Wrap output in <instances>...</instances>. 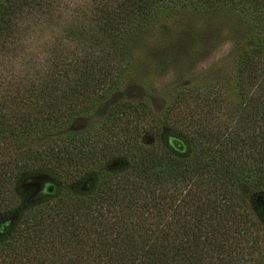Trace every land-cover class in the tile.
Segmentation results:
<instances>
[{
	"label": "trees",
	"instance_id": "obj_1",
	"mask_svg": "<svg viewBox=\"0 0 264 264\" xmlns=\"http://www.w3.org/2000/svg\"><path fill=\"white\" fill-rule=\"evenodd\" d=\"M43 4L0 0V44ZM95 24L90 54L0 98V221L55 183L0 227V264H264V0H98ZM190 25L234 40L229 80L173 87L158 111L126 98L140 35Z\"/></svg>",
	"mask_w": 264,
	"mask_h": 264
},
{
	"label": "clouds",
	"instance_id": "obj_2",
	"mask_svg": "<svg viewBox=\"0 0 264 264\" xmlns=\"http://www.w3.org/2000/svg\"><path fill=\"white\" fill-rule=\"evenodd\" d=\"M97 7L98 0H44L42 7L22 14L12 35L0 44V98L47 80L59 57L75 61L90 54L89 37L97 30ZM74 29L84 35H72ZM225 37L207 58L194 65L190 75L207 77L218 69L219 61L214 59L218 52L224 53L222 59L231 55L235 42ZM154 81L161 87L179 84L171 68Z\"/></svg>",
	"mask_w": 264,
	"mask_h": 264
},
{
	"label": "rangeland",
	"instance_id": "obj_3",
	"mask_svg": "<svg viewBox=\"0 0 264 264\" xmlns=\"http://www.w3.org/2000/svg\"><path fill=\"white\" fill-rule=\"evenodd\" d=\"M72 32L76 33L77 30ZM186 34L192 36L190 40L188 38L189 36H184L188 41L177 40L164 42L152 35L145 33L140 35L138 38V49L133 54L134 58H132L134 70H132L131 80L122 89L123 95L126 98L133 102L146 100L148 104H151L158 111L164 106L166 93L173 87H183L192 84L203 86L208 81H214L218 78L229 80L230 67L228 64H225L227 58L222 59L224 56L223 52H218L214 57L215 60L219 61L217 65L218 69L210 73V75L207 77L190 75L194 65L199 60L207 58L213 49L226 38L225 35L215 32L213 29L211 31H194L191 25L190 31ZM170 68L177 73L179 84L165 87L157 85L154 77L163 76ZM106 107H101V111L95 113L89 120L76 123V130H79L81 126L89 125L92 132L97 131ZM186 131H190V129ZM120 165L125 164L124 162L115 160L108 169H115ZM49 184L51 188L55 185L53 182H49ZM92 184L93 181L90 178L86 182H81L79 185L73 186L72 189L75 188V190L84 192ZM44 185H48V183L40 182L34 186L29 184L23 188L22 197L12 205L9 216L0 221V227L8 229L14 224L16 225L24 215L27 208L26 205H33L37 198H40L47 192L48 186H46L44 192L38 193L40 187ZM57 186L60 187L61 183L58 182ZM262 196L263 192L260 191L256 196L258 197L256 201H262Z\"/></svg>",
	"mask_w": 264,
	"mask_h": 264
},
{
	"label": "flooded vegetation",
	"instance_id": "obj_4",
	"mask_svg": "<svg viewBox=\"0 0 264 264\" xmlns=\"http://www.w3.org/2000/svg\"><path fill=\"white\" fill-rule=\"evenodd\" d=\"M46 186H48L47 191H51V190H52L50 184L48 183V185H44L43 187H40L38 193H40V192H41V193L44 192V189L46 188Z\"/></svg>",
	"mask_w": 264,
	"mask_h": 264
}]
</instances>
